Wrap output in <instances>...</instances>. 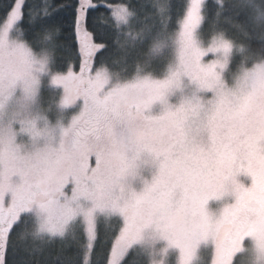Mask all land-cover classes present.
Listing matches in <instances>:
<instances>
[{"label":"snow or ice","instance_id":"snow-or-ice-1","mask_svg":"<svg viewBox=\"0 0 264 264\" xmlns=\"http://www.w3.org/2000/svg\"><path fill=\"white\" fill-rule=\"evenodd\" d=\"M213 2L185 0L175 20L171 0L3 5L0 264L57 240L74 249L61 264H234L247 238L264 242V0ZM68 9L79 71L56 70ZM46 84L63 90L54 124Z\"/></svg>","mask_w":264,"mask_h":264},{"label":"trees","instance_id":"trees-1","mask_svg":"<svg viewBox=\"0 0 264 264\" xmlns=\"http://www.w3.org/2000/svg\"><path fill=\"white\" fill-rule=\"evenodd\" d=\"M10 0H0V15L3 14V5L6 3H9ZM31 3L32 0H29ZM61 0H53V3H60ZM66 3H70L73 6L76 4V0H64ZM107 3H115L119 2V0H106ZM149 4H157L160 2H165V0H147ZM172 7H173V19L175 20V17L177 13L183 9L185 0H171ZM207 6L209 8V11H215L216 5L213 2V0H206ZM100 13H104L105 16L107 15L106 9H99ZM96 13H90L89 14V19H88V28L90 31H94V39L97 40V42H100L102 39L99 27L97 25L93 24V16H95ZM57 17L62 18L64 23L61 29V33L58 37L59 42H61L62 47L57 49V54H58V60L56 64V70L59 71H66L67 66L69 61L72 63V67L74 69L78 68L79 65V55H78V42L76 41L75 37V31H74V9H68L66 11L60 12L56 14ZM26 28H28L27 24V18H25V25ZM208 25H205V29L207 30ZM29 37L32 35V30L29 28L28 31ZM110 37L111 33L108 32L107 30H104L103 33V38L105 39V42L110 43ZM253 46H258L259 41L258 40H253L252 41ZM98 54V58H99ZM104 55H107V53H104ZM105 232V229L102 227L101 229V235L103 236ZM249 242V240H246L245 243ZM61 242L59 240L49 243L44 246V249L42 252L36 254L35 257H32L31 259L33 260L34 264L36 261L39 262V264H61L62 259L64 256L72 253L74 251L73 248H67L63 252L61 251ZM108 245H104V250H107ZM99 250V249H98ZM201 252L204 254L205 260L208 259L209 257V252L207 248H203ZM23 259H28V255L24 251H18L16 255H13L11 251L8 252L7 254V262L8 264H20L21 260ZM171 260H173L170 257ZM237 260L239 259L238 257L236 258ZM129 264H148L147 258L142 256V255H134L129 257ZM197 264H201L200 261H197Z\"/></svg>","mask_w":264,"mask_h":264},{"label":"rangeland","instance_id":"rangeland-1","mask_svg":"<svg viewBox=\"0 0 264 264\" xmlns=\"http://www.w3.org/2000/svg\"><path fill=\"white\" fill-rule=\"evenodd\" d=\"M74 71H79V65L78 68L74 69ZM62 88H57L54 87L50 84H46L43 89H42V103L43 106L45 108L48 107L49 104H52L53 107V114L50 116V118H52V123H55V117H54V112L56 111V105L55 102L59 99V97L62 95ZM76 110V108L73 106L69 109H67L66 111L71 114L72 112H74ZM65 123H67V121H65ZM237 181L242 182L245 184V186H250L251 184V178L247 175H245L244 173H240L237 175L236 177ZM235 200V196L231 193V191L227 192L224 196H222L221 198L217 199V198H211L208 201L207 204V208L213 212L216 213L218 212L226 203H233ZM251 238H247L246 240L250 241ZM248 243V242H247ZM212 244L209 241L207 243V245L205 246L204 244H201V250H203V248H207L209 255L211 253L212 250ZM170 253V257L173 259H175L176 256H178V249H170L169 250Z\"/></svg>","mask_w":264,"mask_h":264},{"label":"clouds","instance_id":"clouds-1","mask_svg":"<svg viewBox=\"0 0 264 264\" xmlns=\"http://www.w3.org/2000/svg\"><path fill=\"white\" fill-rule=\"evenodd\" d=\"M239 258L234 264H264V242L251 238L236 254Z\"/></svg>","mask_w":264,"mask_h":264}]
</instances>
